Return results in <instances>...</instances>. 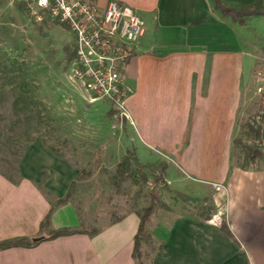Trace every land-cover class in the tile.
I'll list each match as a JSON object with an SVG mask.
<instances>
[{
	"label": "crops",
	"instance_id": "crops-1",
	"mask_svg": "<svg viewBox=\"0 0 264 264\" xmlns=\"http://www.w3.org/2000/svg\"><path fill=\"white\" fill-rule=\"evenodd\" d=\"M108 1L98 3L104 7ZM111 1L133 9L145 24L122 71L133 90L127 101L133 125L120 126L131 127L134 135L114 134L111 140L125 145L121 157L134 150L141 164V154L164 158L171 194L212 203L218 220L185 212L156 227L158 247L143 264H264V161L243 169L231 153L243 86L239 60L250 57L239 46L236 25L216 12L211 0ZM222 1L243 7L255 0ZM18 171L16 184L0 176V242L38 238L51 204L66 196L80 172L40 139L28 146ZM136 213H126L93 236L0 251V264H135ZM79 225L72 203L51 217L54 231Z\"/></svg>",
	"mask_w": 264,
	"mask_h": 264
},
{
	"label": "rangeland",
	"instance_id": "rangeland-1",
	"mask_svg": "<svg viewBox=\"0 0 264 264\" xmlns=\"http://www.w3.org/2000/svg\"><path fill=\"white\" fill-rule=\"evenodd\" d=\"M14 2L0 0V62L8 71L13 70L15 77H24L34 103L38 105L37 110L42 112L46 124L52 129V135H45L49 143L76 164L79 171L90 173L89 177L76 182L71 199L81 226L87 230L105 228L129 211H140L146 206L144 196L150 188L152 176H149L148 185L140 190L129 182L116 190L111 182L115 165L125 149V145L112 141L111 137L126 133L133 138L131 127L120 126L124 123L133 125V122L124 120L119 114L109 118L110 106L101 102L89 104L83 99L65 67L63 48L71 42L72 35L57 26H42L39 32L32 19L19 12ZM235 25L236 35L240 37L239 46L250 56L239 60L240 85L243 86L231 138L232 160L241 166L244 147L255 144L247 125L255 130L264 123V17H254L246 26ZM241 38L246 41L241 42ZM4 89L8 98L0 101V109L7 110L12 102L11 88ZM162 110H157L158 115L164 114ZM32 126L28 127L29 138L36 135ZM39 131L45 132V128L41 127ZM135 144L133 140L131 145ZM139 158L155 174L159 164L165 163L161 156L153 159L141 154ZM161 201L169 211L158 208L152 217L149 224L152 240L142 249L143 262H149L158 247L152 233L156 227L167 226L173 218L185 212L218 221L214 216L215 207L210 202L189 200L183 204L168 192H162Z\"/></svg>",
	"mask_w": 264,
	"mask_h": 264
},
{
	"label": "trees",
	"instance_id": "trees-1",
	"mask_svg": "<svg viewBox=\"0 0 264 264\" xmlns=\"http://www.w3.org/2000/svg\"><path fill=\"white\" fill-rule=\"evenodd\" d=\"M213 3V9L218 12L222 17H229L230 20L240 26H246L248 21L254 17H264V0H255L251 5L229 7L222 0H211ZM16 9L23 15L30 16L29 8L22 3L14 2ZM37 30L41 32L42 26L47 28L60 27L62 30L70 33V29L67 25L60 24L56 21H51L49 18H44L41 23L36 24ZM65 67L68 69L70 63L75 57L74 50V38L72 36L71 42L63 48ZM8 68L0 62V101L8 98V94L5 91V87H10V99H12L11 106L9 108L0 109V176L7 181L16 184L19 181L18 162L22 158L24 152L28 146L35 140L40 139L46 146L52 151L61 156L65 154L61 153L50 141L45 137L52 133L49 125L46 124L44 116L40 110H37V104L34 103V97L32 92L28 89L25 84L24 77H15L13 70L8 71ZM22 76V75H21ZM21 80V82L19 81ZM19 81V82H18ZM20 85H17V84ZM17 86V87H16ZM6 105V103L4 104ZM109 118L118 117V112L110 108L107 113ZM264 122V121H262ZM32 123L34 124L32 126ZM31 125L36 129V135L32 138L28 137V127ZM45 125V126H44ZM44 127L45 132H40V128ZM250 134L253 135V141L255 144L252 146L244 147V153L242 158L241 167L244 169L249 165H253L258 161H264V142L261 140L262 127H257L255 130L252 126L247 125ZM52 135V134H51ZM51 139V138H50ZM167 171V164H159L157 173L149 169V166L143 165L139 162L134 150H127L125 154L120 158L114 168V174L111 177L112 187L116 190L120 189L121 186L129 182L131 186L140 190L143 186L148 185L149 176L151 177L150 188L145 194L144 198L147 200L146 206L140 211H136L139 225L137 232L133 239V253L132 258L135 264H143V247L148 246L151 243L152 237L149 232V224L152 217L155 215L158 208H162L169 211L161 201L162 192L169 191L165 176ZM148 172H151L150 175ZM152 174V175H151ZM89 172L80 170L77 178L72 182L70 188L63 199L56 200L51 204V207L42 220L39 226V237H43L39 242H34L32 238H15L7 241L0 242V251H5L12 248H32L37 244L44 241H52L62 237H69L74 235H96L101 229L87 230L83 228L81 224L78 228H63L59 230L51 229V217L56 209L67 204L72 203V195L76 185V182L82 178L89 177ZM174 199L180 200L183 204L188 203L187 198L179 196L177 194H171ZM133 211V210H132ZM131 212V211H129ZM120 221V218L111 222L115 224ZM223 229L228 234L226 227Z\"/></svg>",
	"mask_w": 264,
	"mask_h": 264
},
{
	"label": "built area",
	"instance_id": "built-area-1",
	"mask_svg": "<svg viewBox=\"0 0 264 264\" xmlns=\"http://www.w3.org/2000/svg\"><path fill=\"white\" fill-rule=\"evenodd\" d=\"M15 1L29 8L36 23L49 18L69 27L75 50L68 67L70 80L89 104L105 102L132 122L127 101L133 90L125 84L122 71L145 34L137 13L111 0L104 7L98 0Z\"/></svg>",
	"mask_w": 264,
	"mask_h": 264
},
{
	"label": "water",
	"instance_id": "water-1",
	"mask_svg": "<svg viewBox=\"0 0 264 264\" xmlns=\"http://www.w3.org/2000/svg\"><path fill=\"white\" fill-rule=\"evenodd\" d=\"M42 239H43V237L35 238V239H33V241H34V242H39V241L42 240Z\"/></svg>",
	"mask_w": 264,
	"mask_h": 264
}]
</instances>
